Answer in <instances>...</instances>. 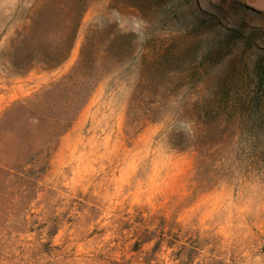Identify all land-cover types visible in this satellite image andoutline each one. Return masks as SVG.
Wrapping results in <instances>:
<instances>
[{
	"label": "rangeland",
	"instance_id": "rangeland-1",
	"mask_svg": "<svg viewBox=\"0 0 264 264\" xmlns=\"http://www.w3.org/2000/svg\"><path fill=\"white\" fill-rule=\"evenodd\" d=\"M38 1L0 0V264H264L263 129L203 115L221 85L264 95V0H90L64 64L12 72L5 50ZM91 29L136 49L43 150L47 127L5 114L68 73ZM161 44L185 56L139 84Z\"/></svg>",
	"mask_w": 264,
	"mask_h": 264
},
{
	"label": "trees",
	"instance_id": "trees-1",
	"mask_svg": "<svg viewBox=\"0 0 264 264\" xmlns=\"http://www.w3.org/2000/svg\"><path fill=\"white\" fill-rule=\"evenodd\" d=\"M89 3L90 0H45V3L37 5L30 17V24L12 38L11 45L5 50L7 66L12 72L25 73L38 66L50 70L64 64L71 56L78 28ZM136 38L137 35L113 32L105 39L100 30L91 29L72 69L59 81L53 82L44 94L16 102L5 115L8 117L12 111L23 112L29 131H35V125L47 127L46 131L51 134L50 141L41 147L43 150L49 148L51 142L69 129L91 98L104 75L100 71L101 67L111 66L118 56H122L127 44H130L128 49H136ZM147 50L137 76V82L141 85L146 82V76L150 78L152 75L155 79L163 68L167 69L169 57L185 56V49L173 51L163 44L159 47L149 45ZM185 64L190 75L194 63ZM202 68H206L205 64ZM261 76V82L264 83V75ZM57 94L60 97H56ZM51 102L53 109L49 108ZM203 115L206 119L212 118L218 122L246 117L251 124V131H261L262 128L264 137V95L259 91L234 97L228 86L221 85L220 90L204 105ZM141 241L145 242L146 239ZM160 242H156L154 247L157 248Z\"/></svg>",
	"mask_w": 264,
	"mask_h": 264
}]
</instances>
